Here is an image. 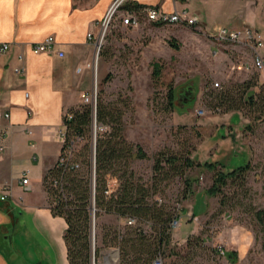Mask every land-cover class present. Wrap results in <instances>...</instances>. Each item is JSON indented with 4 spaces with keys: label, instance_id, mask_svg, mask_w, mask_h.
<instances>
[{
    "label": "rangeland",
    "instance_id": "rangeland-1",
    "mask_svg": "<svg viewBox=\"0 0 264 264\" xmlns=\"http://www.w3.org/2000/svg\"><path fill=\"white\" fill-rule=\"evenodd\" d=\"M126 2L122 0L120 12ZM185 7L208 24L203 30L210 35L219 27L235 29L242 20L255 25L242 29L264 33V0L255 4L194 0ZM114 24L100 52L94 51L92 94L123 110L127 140L141 145L150 157L166 150L202 164L219 162L218 170L224 173L245 163L252 167L245 182L228 180L217 197L207 193L214 173L205 168L186 172L185 178L198 180L192 194L185 192L184 179L163 182L155 201L181 219L180 227L170 230V244L157 254L164 264H264V227L257 219V212L264 210V71L253 67L255 51L239 43L213 40L186 25H156L144 19L139 28L123 27L118 21ZM153 62L163 65L157 82L152 77ZM246 83L259 86L262 95L257 105L244 107L242 113L215 107L218 93L239 97V87ZM171 89L176 96L174 111L167 109ZM86 104L81 98L78 106ZM197 110H204V115ZM95 124L74 147L81 163L78 172L85 175L90 170L87 178L96 209L91 211V244L92 252L99 248L100 253L95 259L93 254L92 264H120L115 262L119 247L112 244L116 234L125 235L128 227H138L153 238L155 234L149 224L136 221L129 225L126 218L96 207L93 165L100 130ZM153 164V159L136 160L132 168L147 181L153 175ZM31 238L29 230H15L9 237L8 248L12 245L11 250L26 263L42 258V247L28 245ZM11 250L8 254L12 256ZM45 256L48 264L51 256Z\"/></svg>",
    "mask_w": 264,
    "mask_h": 264
},
{
    "label": "crops",
    "instance_id": "crops-1",
    "mask_svg": "<svg viewBox=\"0 0 264 264\" xmlns=\"http://www.w3.org/2000/svg\"><path fill=\"white\" fill-rule=\"evenodd\" d=\"M116 1L0 0V43L12 44L10 52L0 55V110L11 114L10 120L1 122L0 184L13 187L12 194L0 200V264H46L47 253L48 264H70L64 241L67 223L53 215L43 179L58 162L65 114L79 105L84 94H92L96 47L88 34L99 38L101 23ZM192 1L127 0L122 11H136L134 6L142 5L173 12L187 9ZM201 24L203 29L208 26ZM243 25L255 27L242 20L232 30H242ZM260 35L263 39L264 33ZM50 36L57 42L56 50L40 54L31 50ZM259 50L264 57V46ZM19 54L25 57L24 76L14 72ZM24 175L30 179L29 189L21 184ZM15 230H29L28 245L42 247V258L26 263L12 245L8 248Z\"/></svg>",
    "mask_w": 264,
    "mask_h": 264
},
{
    "label": "trees",
    "instance_id": "trees-1",
    "mask_svg": "<svg viewBox=\"0 0 264 264\" xmlns=\"http://www.w3.org/2000/svg\"><path fill=\"white\" fill-rule=\"evenodd\" d=\"M134 7L136 11H141L147 6ZM171 44L175 45L173 42ZM152 67V77L157 82L162 75L163 65L153 62ZM259 89L256 84L246 83L239 87V97L230 96L231 92H220L216 95L215 107H225L226 112H241L244 107L259 103L262 95ZM175 102V91L171 89L168 93L167 109L174 111ZM123 117V110L111 103L106 104L101 95L97 98L95 110L91 104H86L70 109L65 114V140L57 164L44 176L43 186L48 193L53 215L66 220L64 241L70 264H92L93 254L95 253V259L100 253V249L95 250V246L93 253L91 244V211L94 207L90 179L87 178L90 170L81 175L78 172L81 163L74 154L76 140L85 138L94 123L103 129L98 132L94 150L96 207L108 214L149 224L155 234L153 238V235L146 234L138 227H128L129 231L125 235L116 234L112 244L119 247L120 264H152L162 247L170 244L171 224L180 215L155 201L163 182L169 183L175 178L184 179L185 192L192 194L194 183L198 180L185 178V174L190 169L205 168L214 173L213 185L207 193L217 197L228 180L241 178L245 182V176L252 170L251 165L245 163L224 173L218 170L221 165L219 162L202 164L189 156L185 158L177 153L168 154L166 150L150 157L141 145L127 140ZM261 119L264 120V116ZM149 159L154 161L153 175L145 181L136 175L132 163ZM62 160L65 162L62 163ZM113 182L115 187L108 193L109 185ZM257 219L264 227V210L257 212Z\"/></svg>",
    "mask_w": 264,
    "mask_h": 264
},
{
    "label": "built area",
    "instance_id": "built-area-1",
    "mask_svg": "<svg viewBox=\"0 0 264 264\" xmlns=\"http://www.w3.org/2000/svg\"><path fill=\"white\" fill-rule=\"evenodd\" d=\"M122 4V0H117L110 10L108 11L106 17L101 23V33L99 38L95 39L93 34H88V40L93 41L95 43L96 49L100 52L102 41L106 37L109 30L115 25L116 21L119 22L122 26L129 28H139L142 25V20H146L148 23L157 24V25H186L198 32H205L202 28L201 20L197 14H191L188 9L183 10H175L173 12H167L162 10L159 7L147 6L142 8L141 11H122L120 12V5ZM120 13L119 15H117ZM117 15V16H116ZM216 33L209 34L206 33L213 40H217L219 42H230V43H239L244 46H248L249 48L255 51V56L253 59V67L258 70L264 71V57L258 53L259 49L264 46L263 39L261 35L254 29L245 28L242 30H231L225 27H219ZM57 42L53 36L48 37L46 40L33 44L31 46V50L35 54H40L44 52L54 51L56 50ZM12 44L10 43H0V55L6 54L11 51ZM60 57H64V53H59ZM19 65L14 68V72L19 76H24L26 74V66H25V57L23 54L18 55ZM219 85V84H218ZM84 102L91 104L93 109L96 108L97 103V95L95 92L89 96L88 94H84L83 96ZM204 110H197V114L200 116L204 115ZM11 114L8 111L0 110V133H2L3 129L1 128V122L4 120H10ZM97 129V125L95 124ZM99 130L103 131L102 128ZM66 131L63 127L60 130V137L62 139V144L65 140ZM65 160H62L64 163ZM21 184L25 187V189L30 188V179L27 175H24L21 178ZM110 191H113L115 187V183H110L109 185ZM13 192V187L11 184H0V200L5 201ZM180 219H176L172 222V229H177L180 227ZM135 223V220L129 219L128 224L132 225ZM119 260V256L116 259V263ZM152 264H164L163 258L161 256L156 257L153 260Z\"/></svg>",
    "mask_w": 264,
    "mask_h": 264
},
{
    "label": "water",
    "instance_id": "water-1",
    "mask_svg": "<svg viewBox=\"0 0 264 264\" xmlns=\"http://www.w3.org/2000/svg\"><path fill=\"white\" fill-rule=\"evenodd\" d=\"M93 210H94V212H95V209L93 208ZM118 253V252H117ZM118 256H119V253H118ZM107 259H109V255H107L106 257H105V260H106V263H107Z\"/></svg>",
    "mask_w": 264,
    "mask_h": 264
},
{
    "label": "bare ground",
    "instance_id": "bare-ground-1",
    "mask_svg": "<svg viewBox=\"0 0 264 264\" xmlns=\"http://www.w3.org/2000/svg\"><path fill=\"white\" fill-rule=\"evenodd\" d=\"M57 186V185H56ZM117 252V251H116Z\"/></svg>",
    "mask_w": 264,
    "mask_h": 264
}]
</instances>
